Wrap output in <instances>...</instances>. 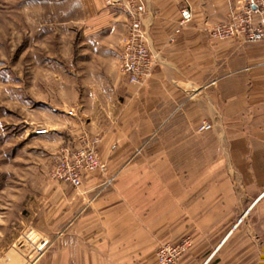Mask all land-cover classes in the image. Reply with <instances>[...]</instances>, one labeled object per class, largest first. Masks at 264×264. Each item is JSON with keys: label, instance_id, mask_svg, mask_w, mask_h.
I'll return each mask as SVG.
<instances>
[{"label": "crops", "instance_id": "1", "mask_svg": "<svg viewBox=\"0 0 264 264\" xmlns=\"http://www.w3.org/2000/svg\"><path fill=\"white\" fill-rule=\"evenodd\" d=\"M80 1L82 21L114 28L120 47L127 12ZM144 5L159 65L143 85L128 83L110 118L64 131L58 145L49 130L38 135L45 147L25 136L10 151L0 138V255L24 225L50 240L40 264H160L161 245L183 242L179 264H264V41L210 34L245 0ZM187 5L193 19L180 27ZM204 120L212 128L200 131ZM90 134L105 168L77 188L52 178L55 153Z\"/></svg>", "mask_w": 264, "mask_h": 264}, {"label": "rangeland", "instance_id": "2", "mask_svg": "<svg viewBox=\"0 0 264 264\" xmlns=\"http://www.w3.org/2000/svg\"><path fill=\"white\" fill-rule=\"evenodd\" d=\"M83 7L80 0H0V138L11 141L10 151L15 138L42 135L40 128L56 144L64 131L108 119L125 103L130 82L118 66L115 29L82 21ZM38 137L45 147L48 137ZM25 244L20 238L0 264L42 263Z\"/></svg>", "mask_w": 264, "mask_h": 264}, {"label": "built area", "instance_id": "3", "mask_svg": "<svg viewBox=\"0 0 264 264\" xmlns=\"http://www.w3.org/2000/svg\"><path fill=\"white\" fill-rule=\"evenodd\" d=\"M106 3L108 6L122 8L128 14L130 24L121 42L118 63L122 74L130 83L143 85L159 65L157 54L148 45L147 33L142 26V17L145 11L144 0H106ZM256 13L264 15V0H245V7L241 12L231 14L229 20L225 22L216 23L210 34L216 39L244 36L250 42L264 41V23L255 24ZM192 19L193 12L190 5L183 7L179 26L187 25ZM68 113L76 115L74 109ZM211 128V123L204 120L199 130L207 131ZM47 132L46 128L36 131L37 134ZM99 142V135L86 136L82 139L80 146L64 149L57 158L51 177L77 188L81 185L85 172L104 169L105 164L97 150ZM22 237L31 245L37 258L50 245V240L47 237L33 229H25ZM187 246V242L177 245L168 243L161 245L157 250L158 262L160 264H179Z\"/></svg>", "mask_w": 264, "mask_h": 264}]
</instances>
